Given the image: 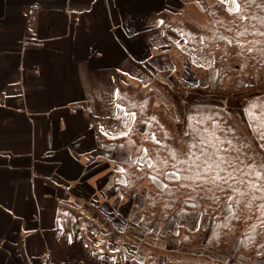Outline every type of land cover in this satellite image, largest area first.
Returning <instances> with one entry per match:
<instances>
[{
	"label": "crops",
	"instance_id": "1",
	"mask_svg": "<svg viewBox=\"0 0 264 264\" xmlns=\"http://www.w3.org/2000/svg\"><path fill=\"white\" fill-rule=\"evenodd\" d=\"M212 1L0 0V264H221L167 237L200 228L202 213L176 233L155 230L174 217L144 224V199L117 190L131 156L114 144L136 119L117 100L122 79L164 106L186 73L195 86L216 85L214 54L162 17L205 16ZM218 1L238 10L237 0ZM207 65L208 78L192 72ZM144 228L161 238H142Z\"/></svg>",
	"mask_w": 264,
	"mask_h": 264
},
{
	"label": "trees",
	"instance_id": "2",
	"mask_svg": "<svg viewBox=\"0 0 264 264\" xmlns=\"http://www.w3.org/2000/svg\"><path fill=\"white\" fill-rule=\"evenodd\" d=\"M237 2L238 10L229 12L213 0L207 8L210 23L179 11L162 12L164 22L192 47L214 54L216 86L229 95L230 106L192 103L191 136L181 139L155 91L122 79L117 100L136 119L129 134L114 142L131 156L123 164L126 181L117 190L132 198L147 182L141 207L147 227L183 210H199L203 225L180 229L181 243L197 245L206 256L221 254L222 264H264V91L244 102L235 96L264 85V0ZM171 171L177 176L169 178Z\"/></svg>",
	"mask_w": 264,
	"mask_h": 264
},
{
	"label": "rangeland",
	"instance_id": "3",
	"mask_svg": "<svg viewBox=\"0 0 264 264\" xmlns=\"http://www.w3.org/2000/svg\"><path fill=\"white\" fill-rule=\"evenodd\" d=\"M188 15V14H187ZM188 16L196 19L197 21L201 22V23H210V20L208 18L207 15L202 16L200 14H195V13H191ZM196 48V47H195ZM202 52H205L206 54L208 53H212V52H206L204 50H202L201 48H199ZM213 54V53H212ZM214 56V55H212ZM192 66V65H191ZM192 68V67H191ZM208 69V70H207ZM207 69H203V68H199L198 70L192 69V72H197L198 75L201 76H206L205 78H208L207 76L210 73L211 69L209 68V66L207 65ZM181 75V74H180ZM216 75V70H213L212 76L214 77ZM180 77V76H179ZM196 76L193 75H188V73L185 74V78L184 80H182L181 78H175L173 85L172 86H168V91H169V95L170 98L169 100L166 102L165 107L166 110L168 112H170L169 114L173 117V119L176 121L177 126H178V132H179V136L181 139H186V138H190V133L187 127V117H188V109L191 106L192 103L195 102H205V103H211V104H217V105H223L226 107L230 106V98L228 97L229 95L226 93V91L218 89L216 85L212 84L209 85L207 88H203V87H199V86H195L192 84V79H195ZM189 82V83H188ZM188 83V84H187ZM263 92L264 91V85H262L261 87H259L258 89H254V90H249V91H245L242 93H239L235 96L240 97V102H244L247 101L249 99H251L252 97H254L256 95L257 92ZM163 95H165L167 97L166 93H163ZM236 106L239 105V103L235 104ZM237 108V107H236ZM146 125L144 124V126L142 127V130H145ZM177 174L174 171L169 172L168 177L169 178H173L176 177ZM159 185H163L162 182H159ZM148 183L145 182L142 186L139 187L137 195L139 198L143 199L144 198V193L146 192V190L148 189ZM143 200H139L137 199V202L140 203ZM200 215L201 212L199 210H195V209H187L182 211V213H180L179 216H176L174 218H172L171 220L162 223V222H158L157 225L155 226V230L160 231L161 229L166 227V228H170V230H172L174 233H176V228L179 226L180 223L182 222H187L189 223V225H195L197 226L199 224L200 221ZM142 221L143 220V215H142ZM111 223H113L111 221ZM208 224V222H207ZM142 232V238H152V239H160V235L155 234V231L153 232V230H147L144 228V231ZM177 234L174 235H169L167 237H172V238H179L178 236H176ZM149 244V243H148ZM147 247H152L154 248V245H145V248ZM174 249L180 248V252L182 254H195L197 253V249L199 248L197 247H189L186 246L182 243H180V245L174 246ZM178 250V249H177ZM152 253L155 254L156 253V249H151ZM179 251V250H178ZM199 251V250H198ZM222 252V251H220ZM226 253L229 252V250L225 251ZM224 252V253H225ZM221 254H216L214 257L216 259L220 258ZM224 255V254H223ZM227 256V260H230V258L232 259V257H229V255H225V257ZM224 260L218 261L219 263L222 264ZM248 261V260H247ZM245 260H239L237 261L235 264H251L252 262H247Z\"/></svg>",
	"mask_w": 264,
	"mask_h": 264
}]
</instances>
